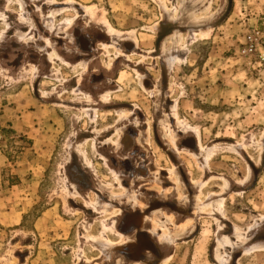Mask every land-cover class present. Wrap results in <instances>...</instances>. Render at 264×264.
Segmentation results:
<instances>
[{
	"label": "rangeland",
	"instance_id": "374dc122",
	"mask_svg": "<svg viewBox=\"0 0 264 264\" xmlns=\"http://www.w3.org/2000/svg\"><path fill=\"white\" fill-rule=\"evenodd\" d=\"M0 131V264H264V0H0Z\"/></svg>",
	"mask_w": 264,
	"mask_h": 264
},
{
	"label": "built area",
	"instance_id": "2783aa9c",
	"mask_svg": "<svg viewBox=\"0 0 264 264\" xmlns=\"http://www.w3.org/2000/svg\"><path fill=\"white\" fill-rule=\"evenodd\" d=\"M249 39V42L252 43V38H248ZM252 45L250 46L249 50L248 51H252ZM0 134H1V131H0ZM2 139V136L0 135V140Z\"/></svg>",
	"mask_w": 264,
	"mask_h": 264
},
{
	"label": "bare ground",
	"instance_id": "6f19581e",
	"mask_svg": "<svg viewBox=\"0 0 264 264\" xmlns=\"http://www.w3.org/2000/svg\"><path fill=\"white\" fill-rule=\"evenodd\" d=\"M22 6V5H21ZM115 34V33H114ZM133 36V35H132Z\"/></svg>",
	"mask_w": 264,
	"mask_h": 264
}]
</instances>
